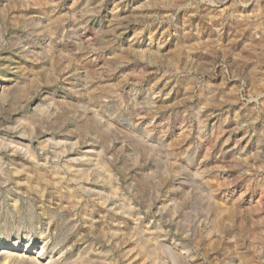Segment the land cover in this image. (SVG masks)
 Segmentation results:
<instances>
[{"label": "rangeland", "instance_id": "1", "mask_svg": "<svg viewBox=\"0 0 264 264\" xmlns=\"http://www.w3.org/2000/svg\"><path fill=\"white\" fill-rule=\"evenodd\" d=\"M0 240L264 264V0H0Z\"/></svg>", "mask_w": 264, "mask_h": 264}, {"label": "bare ground", "instance_id": "2", "mask_svg": "<svg viewBox=\"0 0 264 264\" xmlns=\"http://www.w3.org/2000/svg\"><path fill=\"white\" fill-rule=\"evenodd\" d=\"M4 245H5V242L3 241V240H0V248H3L4 249ZM14 248H13V250H15L16 249V243H14V246H13Z\"/></svg>", "mask_w": 264, "mask_h": 264}]
</instances>
